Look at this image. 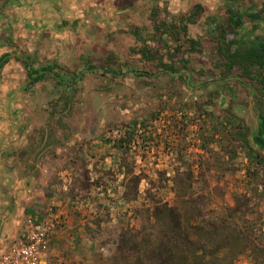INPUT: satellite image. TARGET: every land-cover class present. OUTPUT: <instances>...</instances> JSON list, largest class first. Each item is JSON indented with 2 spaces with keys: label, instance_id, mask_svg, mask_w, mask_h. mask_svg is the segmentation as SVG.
I'll use <instances>...</instances> for the list:
<instances>
[{
  "label": "rangeland",
  "instance_id": "rangeland-1",
  "mask_svg": "<svg viewBox=\"0 0 264 264\" xmlns=\"http://www.w3.org/2000/svg\"><path fill=\"white\" fill-rule=\"evenodd\" d=\"M84 4L0 26V256L32 219L47 264H133L168 234L264 264V90L234 55L264 38V0Z\"/></svg>",
  "mask_w": 264,
  "mask_h": 264
},
{
  "label": "trees",
  "instance_id": "trees-1",
  "mask_svg": "<svg viewBox=\"0 0 264 264\" xmlns=\"http://www.w3.org/2000/svg\"><path fill=\"white\" fill-rule=\"evenodd\" d=\"M234 55H240L241 58L243 56L245 59H250L259 66L261 73L259 83L263 85L261 88L264 90V38L254 41L244 53L237 49ZM5 56L6 54L2 55L0 61ZM40 76L41 75H37L35 79L40 78ZM199 229L200 228H198V231H200ZM167 238L168 240L163 243L139 246V249L133 248L136 254L133 264H212L210 261L204 259V255L197 252L198 247L193 245L194 242L191 241L188 236L168 234ZM210 241L211 238L208 242L210 243ZM210 247L205 243L201 248L204 250V253L215 255V250L212 246ZM149 255L152 256L151 258L155 259V262L149 261Z\"/></svg>",
  "mask_w": 264,
  "mask_h": 264
},
{
  "label": "flooded vegetation",
  "instance_id": "flooded-vegetation-1",
  "mask_svg": "<svg viewBox=\"0 0 264 264\" xmlns=\"http://www.w3.org/2000/svg\"><path fill=\"white\" fill-rule=\"evenodd\" d=\"M22 0H0V2H2V4L0 5V26H5L9 28V31H12L13 29H11V26H14L15 21H20L21 24H24L27 27H31L32 25H35L36 23H38V25H40V23H44L46 25H50L53 26L54 25V21L56 19L55 15L59 16V12L62 10L61 8L64 7V5H69L72 6L74 8L77 7V5L80 4V2H85V4L83 6H87L86 3L92 2L94 0H32L30 2L31 6L29 7V9H24V16L21 15V10L24 7L22 5ZM11 2H14L16 5H14V7L11 5ZM5 9H12L13 12H11V15H13V20L6 19L5 15L6 13L4 12ZM3 13V14H2ZM55 13V15H54ZM10 15V14H8ZM10 15V16H11ZM61 16V13H60ZM70 20V21H69ZM53 22V23H51ZM63 22V23H62ZM67 22V23H66ZM76 20H73L72 16H70V19L68 18V21H64L62 20L61 23H56V28H66L68 24H72L75 23ZM79 22V21H78ZM246 24L243 23V28H245ZM139 39H142V37H139ZM195 39V38H192ZM196 42L198 43L199 40L196 39ZM192 50H195V46H193L191 48ZM6 54V56L3 58L5 60H8V56L11 53H3L0 55V57L2 55ZM3 59L0 61V69L2 68V61ZM25 63L27 65H31L30 62L28 61V58H25ZM96 68V67H95ZM98 69H103L102 67H97ZM90 70V68H84L83 71H88ZM41 71H49L47 69H40ZM39 71H35V73H38ZM169 73L175 77H179L182 76V74L187 76V83H189L190 80V73L188 71H183V70H178L175 71L174 69L172 70L171 68H169V66H166L164 69L159 70L157 72H155L154 74H159V73ZM79 75V74H78ZM81 76V74H80ZM5 232V231H4ZM3 237V235H1Z\"/></svg>",
  "mask_w": 264,
  "mask_h": 264
},
{
  "label": "built area",
  "instance_id": "built-area-1",
  "mask_svg": "<svg viewBox=\"0 0 264 264\" xmlns=\"http://www.w3.org/2000/svg\"><path fill=\"white\" fill-rule=\"evenodd\" d=\"M49 228L44 221L33 222L29 219L24 233L0 256V264H47L43 256V246Z\"/></svg>",
  "mask_w": 264,
  "mask_h": 264
},
{
  "label": "crops",
  "instance_id": "crops-1",
  "mask_svg": "<svg viewBox=\"0 0 264 264\" xmlns=\"http://www.w3.org/2000/svg\"><path fill=\"white\" fill-rule=\"evenodd\" d=\"M32 0H22L21 2H22V5L24 6L23 8H22V10H21V15L22 16H24V9H29V7L31 6V4H30V2H31ZM11 5L14 7V5H16L14 2H11ZM5 13H6V15H5V18L6 19H8V20H10V17H11V20H13V15H11V12H13V10L12 9H5V11H4ZM3 14V13H2ZM8 14H10V15H8ZM10 20V21H11ZM44 136V139H43V143H46V144H44V145H46L45 146V148L41 151L40 150V152H42V153H44V155L46 156L47 154V152L48 153H53L54 151H53V148H51V150H49L48 148L49 147H52L53 145H54V138L52 137V135H54L53 133H49V131L47 130V131H45V133L43 134ZM74 135H76V134H74ZM51 138H50V137ZM30 146V145H29ZM29 151H33V150H30L29 149ZM47 157V156H46ZM45 157L43 156V158L42 159H44ZM37 161V162H36ZM27 162H28V165L29 164H31V163H33V162H36V166H39L40 168H41V162L37 159V158H35V157H29L28 159H27ZM42 169V171H44V172H46V169H44V168H41ZM32 171H30L29 172V186L32 188V185H35L36 183H38V181H37V179L35 178V176L31 173ZM45 174V173H44ZM39 179L42 181V182H45V183H48V179H47V176H43L42 174H40V177H39ZM53 181H54V178L53 179H51L50 180V183H53ZM23 184L25 185V182H23ZM30 187H29V189H30ZM43 188V187H42ZM42 188H40V189H42Z\"/></svg>",
  "mask_w": 264,
  "mask_h": 264
},
{
  "label": "water",
  "instance_id": "water-1",
  "mask_svg": "<svg viewBox=\"0 0 264 264\" xmlns=\"http://www.w3.org/2000/svg\"><path fill=\"white\" fill-rule=\"evenodd\" d=\"M79 77H80V75H79ZM79 77H78V78H79Z\"/></svg>",
  "mask_w": 264,
  "mask_h": 264
}]
</instances>
